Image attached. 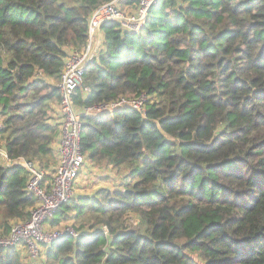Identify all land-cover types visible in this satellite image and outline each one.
Listing matches in <instances>:
<instances>
[{"label":"trees","instance_id":"obj_1","mask_svg":"<svg viewBox=\"0 0 264 264\" xmlns=\"http://www.w3.org/2000/svg\"><path fill=\"white\" fill-rule=\"evenodd\" d=\"M108 1L0 0V143L15 160L0 161L2 235L35 204L18 159L56 163L64 59ZM101 31L75 103L149 99L144 115L82 117L85 161L117 185L60 205L46 224L78 235L52 240L42 264H264V0H156L137 31ZM0 264L24 263L0 247Z\"/></svg>","mask_w":264,"mask_h":264},{"label":"built area","instance_id":"obj_2","mask_svg":"<svg viewBox=\"0 0 264 264\" xmlns=\"http://www.w3.org/2000/svg\"><path fill=\"white\" fill-rule=\"evenodd\" d=\"M155 1L135 0L134 11L126 13L118 5V0H110L96 7L89 14L86 43L80 51L67 52L57 83L60 114L59 140L56 148L57 164L50 171L42 168L36 161L21 159V165L28 172L26 190L35 198V204L26 220L13 222L8 234H0V247L23 249L27 258L35 262L39 260L42 250L52 240L66 233L78 235L70 226L48 230L44 224L60 205L74 195L76 179L86 160L80 147L82 117H98L123 108H132L144 115L145 103L149 98L145 92H142L135 97L120 96L110 102L78 106L74 96L77 88L82 84L87 64L103 49L101 25L105 21L112 20L118 22L125 30L137 31L144 22L149 7ZM87 90L88 88L85 89ZM1 127L0 121V129ZM0 159L12 163L14 161L8 158L5 149L1 146ZM48 174L50 178L46 179Z\"/></svg>","mask_w":264,"mask_h":264},{"label":"rangeland","instance_id":"obj_3","mask_svg":"<svg viewBox=\"0 0 264 264\" xmlns=\"http://www.w3.org/2000/svg\"><path fill=\"white\" fill-rule=\"evenodd\" d=\"M58 83V82H57ZM59 103V102H58ZM101 168H96L90 162L85 161L83 164V167L81 168L80 174L77 177L76 181V187L77 189H80L79 193L87 194V193H92L96 189L102 187V186H107V187H114L117 185V180L115 175L109 174L108 177H102L105 176V172L102 173L100 170ZM108 174V173H107ZM114 175V176H113ZM102 177V178H100ZM76 189V190H77ZM75 194V192H74ZM77 194V193H76ZM49 222L47 224H44L45 228L48 230H53L49 226ZM70 224V221L65 220L64 218L61 219L60 224L57 225V227H66ZM84 230V229H83ZM84 232H88L87 230ZM1 233V232H0ZM191 256L194 258L195 263L194 264H203V262L200 260V258L196 254H191ZM41 258H44V251L41 252V256L38 258L41 260Z\"/></svg>","mask_w":264,"mask_h":264},{"label":"crops","instance_id":"obj_4","mask_svg":"<svg viewBox=\"0 0 264 264\" xmlns=\"http://www.w3.org/2000/svg\"><path fill=\"white\" fill-rule=\"evenodd\" d=\"M118 5L126 13H131L135 9V4L134 3H130L129 0H118ZM102 40H103V33H102V36H101V42H102ZM52 108H53V111H52V114H51V123L55 124V125H57L59 127V119H60L59 118V115H60L59 114V103L58 102L54 103ZM58 140H59V133H58V136L56 137V139L54 140V142L52 144V149L54 151V157H55V160H56L55 165L57 164V159H58L57 149H56L57 148V144H58ZM1 144L2 143H0V146L3 148V144L2 145ZM0 161L6 166L12 163V161L11 162H7V161H3L1 159H0ZM20 161H21V159L18 160L17 162H19L21 164ZM13 162H15V160ZM55 165L50 168V171L52 170L53 167H55ZM76 189H77V187L75 185V194L76 193H77L76 195L81 194V193H79L80 189L79 188L77 190ZM12 222L13 221H11L10 223H12ZM0 232H2V231L0 230ZM85 234H90V233H86L85 232ZM17 251H18L20 257L22 258L24 264H42V262H43V260H42L43 258H41V260L39 259L38 261H35V262L29 260V258H27L26 254H25V251L23 249L19 248V249H17Z\"/></svg>","mask_w":264,"mask_h":264}]
</instances>
